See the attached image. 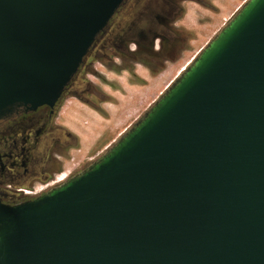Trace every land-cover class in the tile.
<instances>
[{
    "label": "water",
    "instance_id": "obj_1",
    "mask_svg": "<svg viewBox=\"0 0 264 264\" xmlns=\"http://www.w3.org/2000/svg\"><path fill=\"white\" fill-rule=\"evenodd\" d=\"M125 0H0V119L54 106ZM0 264H264V0L114 145L0 202Z\"/></svg>",
    "mask_w": 264,
    "mask_h": 264
},
{
    "label": "flooded vegetation",
    "instance_id": "obj_2",
    "mask_svg": "<svg viewBox=\"0 0 264 264\" xmlns=\"http://www.w3.org/2000/svg\"><path fill=\"white\" fill-rule=\"evenodd\" d=\"M187 3L205 4L207 1L125 0L109 26L97 37L82 67L54 106L44 105L34 111L18 109L0 119L2 204L16 206L34 200L56 186L49 183L64 170L66 157L78 146L76 135L59 122L60 105L67 93L89 104L75 89L80 87L77 77L88 67L91 55L105 53L108 43L114 39V57L121 61L146 58L153 65L178 63L190 46L187 37L175 27ZM127 15L132 16L131 21L122 27L121 17ZM112 26L114 34L110 31ZM86 87V92L92 95L91 86ZM87 168L73 169L67 179L78 176ZM39 187L40 192L37 191Z\"/></svg>",
    "mask_w": 264,
    "mask_h": 264
},
{
    "label": "rangeland",
    "instance_id": "obj_3",
    "mask_svg": "<svg viewBox=\"0 0 264 264\" xmlns=\"http://www.w3.org/2000/svg\"><path fill=\"white\" fill-rule=\"evenodd\" d=\"M206 1L205 4L183 6V15L175 27L187 37L190 46L176 64L153 65L146 58L121 61L114 57V39L108 43L105 53L91 55L88 67L77 77L80 87L75 89L89 104L67 93L60 105L59 122L78 140V146L66 157L61 173L87 168L101 158L117 141L113 139L118 130L128 122L133 126L158 100V93L166 82L214 39L248 0ZM131 17H121L122 27L131 21ZM114 29V26L110 29L112 34ZM89 86L92 95L85 90ZM63 179L65 177L61 176L58 181Z\"/></svg>",
    "mask_w": 264,
    "mask_h": 264
},
{
    "label": "crops",
    "instance_id": "obj_4",
    "mask_svg": "<svg viewBox=\"0 0 264 264\" xmlns=\"http://www.w3.org/2000/svg\"><path fill=\"white\" fill-rule=\"evenodd\" d=\"M200 52V51H199ZM196 55H197V53H196ZM196 55H194V56H196ZM193 56V57H194ZM192 57V58H193ZM186 65V64H185ZM180 72H178L173 78H171V80H169L168 82H166V85L165 86H163V89L162 90H160L159 91V93H158V95H159V97H157L156 99H159L160 98V96L167 90V88L171 85V83L179 76V74L181 73V70H179ZM155 102V101H154ZM102 110H105V109H103V107H102ZM95 111V110H94ZM125 126H122L119 130H118V132L116 133V136H114V142L116 141V140H118L130 127H131V125H132V122H128V123H125L124 124Z\"/></svg>",
    "mask_w": 264,
    "mask_h": 264
},
{
    "label": "built area",
    "instance_id": "obj_5",
    "mask_svg": "<svg viewBox=\"0 0 264 264\" xmlns=\"http://www.w3.org/2000/svg\"><path fill=\"white\" fill-rule=\"evenodd\" d=\"M195 57V56H194ZM194 57L190 60V62H188L187 64H186V67L192 62V60L194 59ZM71 174V170H67V171H64V172H62V173H60L59 175H57V177L54 179V181H52V182H50L49 184L50 185H58V184H60V183H62V182H57L59 179H60V177L61 176H64L65 177V180L69 177V175ZM64 180V181H65ZM40 188V187H39ZM42 189L40 188V189H37V191H41ZM26 193L27 194H31V192L30 191H26Z\"/></svg>",
    "mask_w": 264,
    "mask_h": 264
},
{
    "label": "bare ground",
    "instance_id": "obj_6",
    "mask_svg": "<svg viewBox=\"0 0 264 264\" xmlns=\"http://www.w3.org/2000/svg\"><path fill=\"white\" fill-rule=\"evenodd\" d=\"M186 70V67H184L182 70H181V73L183 72V71H185ZM60 180V179H59ZM64 180V179H63ZM63 180H62V182H63ZM58 182H61V181H58Z\"/></svg>",
    "mask_w": 264,
    "mask_h": 264
}]
</instances>
